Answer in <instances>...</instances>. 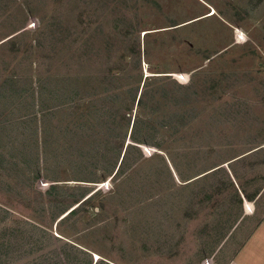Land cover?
Returning a JSON list of instances; mask_svg holds the SVG:
<instances>
[{
    "label": "rangeland",
    "instance_id": "rangeland-1",
    "mask_svg": "<svg viewBox=\"0 0 264 264\" xmlns=\"http://www.w3.org/2000/svg\"><path fill=\"white\" fill-rule=\"evenodd\" d=\"M262 224L264 0H0V264H228Z\"/></svg>",
    "mask_w": 264,
    "mask_h": 264
},
{
    "label": "crops",
    "instance_id": "crops-1",
    "mask_svg": "<svg viewBox=\"0 0 264 264\" xmlns=\"http://www.w3.org/2000/svg\"><path fill=\"white\" fill-rule=\"evenodd\" d=\"M264 225V224H262ZM261 225V226H262ZM244 249L242 248L240 252L235 256L234 259H231L228 264H247L245 261L248 257L244 258L242 256H251L247 260L249 261V264H264V257L259 254V257L256 256L254 252H245L243 251Z\"/></svg>",
    "mask_w": 264,
    "mask_h": 264
},
{
    "label": "trees",
    "instance_id": "trees-1",
    "mask_svg": "<svg viewBox=\"0 0 264 264\" xmlns=\"http://www.w3.org/2000/svg\"><path fill=\"white\" fill-rule=\"evenodd\" d=\"M139 104H140V102H139ZM134 127H135V124H134ZM133 135H134V134H132L131 136L133 137ZM133 139L136 140L135 137H134ZM38 178H39V174L36 176V179H38ZM50 189H51V191H53L54 189H56V187H55V186H51ZM49 194H50V192H49ZM84 196H85V195H83L82 199L84 198ZM91 198H92V196L88 197L84 202L88 201V200L91 199ZM80 201H81V200H80ZM75 210H76V209L72 210V211L70 212V214H74V213H76Z\"/></svg>",
    "mask_w": 264,
    "mask_h": 264
}]
</instances>
